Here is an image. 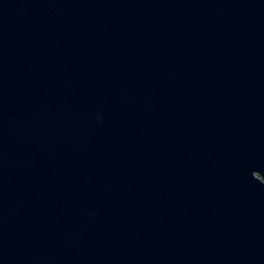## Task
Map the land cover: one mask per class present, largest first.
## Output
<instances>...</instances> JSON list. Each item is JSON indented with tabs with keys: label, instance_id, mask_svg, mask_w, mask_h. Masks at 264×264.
Listing matches in <instances>:
<instances>
[{
	"label": "water",
	"instance_id": "95a60500",
	"mask_svg": "<svg viewBox=\"0 0 264 264\" xmlns=\"http://www.w3.org/2000/svg\"><path fill=\"white\" fill-rule=\"evenodd\" d=\"M0 264H264V0H0Z\"/></svg>",
	"mask_w": 264,
	"mask_h": 264
}]
</instances>
